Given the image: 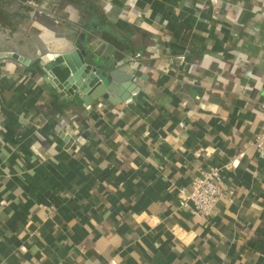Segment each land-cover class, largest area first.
Segmentation results:
<instances>
[{
  "label": "crops",
  "instance_id": "0c3cea01",
  "mask_svg": "<svg viewBox=\"0 0 264 264\" xmlns=\"http://www.w3.org/2000/svg\"><path fill=\"white\" fill-rule=\"evenodd\" d=\"M32 1L0 0V264H264V0ZM81 43L143 74L129 103L56 86ZM230 163L211 218L180 208Z\"/></svg>",
  "mask_w": 264,
  "mask_h": 264
},
{
  "label": "water",
  "instance_id": "95a60500",
  "mask_svg": "<svg viewBox=\"0 0 264 264\" xmlns=\"http://www.w3.org/2000/svg\"><path fill=\"white\" fill-rule=\"evenodd\" d=\"M91 46L80 44L74 50L66 54H47L42 58L46 65V70L53 78L56 86L67 94H74L76 90L81 93V98L88 105H92L94 101L110 99V95L116 88V83H122L120 88V97L117 98L119 103H129L133 96L140 92L137 84H134L132 79L142 77L143 74L134 68V64L130 63L123 66L119 71H114L108 74L103 66L89 56ZM0 58H15L20 59L13 54H0ZM63 67L68 71L69 76L64 83H61L54 72L55 68ZM112 80V82H110ZM110 85V88H107ZM67 148L73 144V139L66 137Z\"/></svg>",
  "mask_w": 264,
  "mask_h": 264
},
{
  "label": "built area",
  "instance_id": "2783aa9c",
  "mask_svg": "<svg viewBox=\"0 0 264 264\" xmlns=\"http://www.w3.org/2000/svg\"><path fill=\"white\" fill-rule=\"evenodd\" d=\"M210 2L217 4L218 0H210ZM87 109H91V106H88ZM259 109L264 116V102L260 104ZM180 127L184 128L185 124L181 123ZM253 147L260 158L264 160V128L257 134ZM231 168H233V163L203 171L200 176L194 179L189 191H179L180 208L194 216L211 218L222 197L223 172Z\"/></svg>",
  "mask_w": 264,
  "mask_h": 264
},
{
  "label": "trees",
  "instance_id": "16d2710c",
  "mask_svg": "<svg viewBox=\"0 0 264 264\" xmlns=\"http://www.w3.org/2000/svg\"><path fill=\"white\" fill-rule=\"evenodd\" d=\"M32 3L37 4L42 8L43 11L45 10H51V4H49L48 0H36V2L32 1ZM44 13V12H42ZM257 251L263 252L264 253V237H261L258 239V242L256 244Z\"/></svg>",
  "mask_w": 264,
  "mask_h": 264
}]
</instances>
